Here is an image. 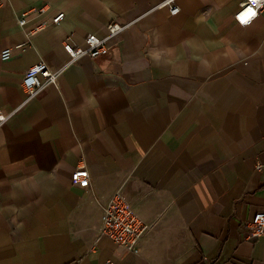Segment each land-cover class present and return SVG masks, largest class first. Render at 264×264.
<instances>
[{
  "label": "crops",
  "instance_id": "obj_1",
  "mask_svg": "<svg viewBox=\"0 0 264 264\" xmlns=\"http://www.w3.org/2000/svg\"><path fill=\"white\" fill-rule=\"evenodd\" d=\"M161 1L0 0V109H18L0 126V264H264V237H247L264 213V8L243 27L245 0H178L176 16ZM116 21L134 24L109 54L21 107L28 68L61 71L66 40ZM83 165L87 189L71 182ZM119 190L150 226L137 255L99 236Z\"/></svg>",
  "mask_w": 264,
  "mask_h": 264
},
{
  "label": "built area",
  "instance_id": "obj_2",
  "mask_svg": "<svg viewBox=\"0 0 264 264\" xmlns=\"http://www.w3.org/2000/svg\"><path fill=\"white\" fill-rule=\"evenodd\" d=\"M168 7L171 16H176L180 12L178 0H163L156 8ZM264 8V0H245L238 11L235 14L236 22L243 26H250L258 17L261 9ZM256 13L247 23L242 22V17L249 11ZM48 8L46 6L39 7L31 10L28 13L22 15L19 19V26L25 28L29 17L37 18L46 14ZM64 19V13L57 14L53 19V25H59ZM134 24L132 22H113L107 27V33L104 37H98L94 34H89L86 37L85 47H76L69 40L63 43L65 51L70 55V62L61 71H52L49 69L46 62L41 61L26 70L25 76L22 80V88L26 94V98L21 105L29 103L35 98L39 97L45 87L49 84H55L58 76L67 66L76 63L82 57L97 58L100 56H106L109 54L113 42L125 31ZM50 26V23L44 22L39 28L30 30L26 33V41L19 47L29 46L33 36L41 29H45ZM12 58V49L6 48L1 52V60L9 61ZM18 109L5 114L0 109V126L9 121L16 113ZM258 171L264 169V165L258 163L256 165ZM71 182L74 185H78L81 188H89L90 186V172L85 165L79 166L71 174ZM150 226L145 223L133 210L130 202L123 193L119 190L115 195L103 206V215L101 226L99 228V236L108 238L119 246L125 247L134 255L138 254V247L143 239V236L149 231ZM249 229L248 238L264 237V213H257L252 222L247 225ZM94 248V247H93Z\"/></svg>",
  "mask_w": 264,
  "mask_h": 264
},
{
  "label": "snow or ice",
  "instance_id": "obj_3",
  "mask_svg": "<svg viewBox=\"0 0 264 264\" xmlns=\"http://www.w3.org/2000/svg\"><path fill=\"white\" fill-rule=\"evenodd\" d=\"M253 2L255 3L256 0H253ZM255 15L256 13L250 10L244 17L241 18L242 22L247 23Z\"/></svg>",
  "mask_w": 264,
  "mask_h": 264
}]
</instances>
